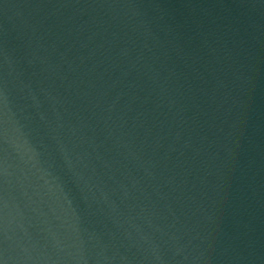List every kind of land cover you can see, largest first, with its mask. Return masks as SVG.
Wrapping results in <instances>:
<instances>
[{
  "label": "water",
  "instance_id": "1",
  "mask_svg": "<svg viewBox=\"0 0 264 264\" xmlns=\"http://www.w3.org/2000/svg\"><path fill=\"white\" fill-rule=\"evenodd\" d=\"M0 264H264V0H0Z\"/></svg>",
  "mask_w": 264,
  "mask_h": 264
}]
</instances>
